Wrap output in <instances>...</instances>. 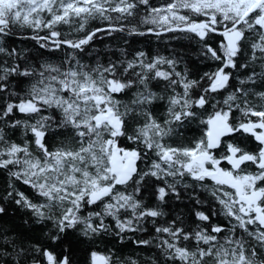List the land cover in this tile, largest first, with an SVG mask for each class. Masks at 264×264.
Returning a JSON list of instances; mask_svg holds the SVG:
<instances>
[{"label": "snow or ice", "instance_id": "1", "mask_svg": "<svg viewBox=\"0 0 264 264\" xmlns=\"http://www.w3.org/2000/svg\"><path fill=\"white\" fill-rule=\"evenodd\" d=\"M0 264H264V0H0Z\"/></svg>", "mask_w": 264, "mask_h": 264}, {"label": "trees", "instance_id": "2", "mask_svg": "<svg viewBox=\"0 0 264 264\" xmlns=\"http://www.w3.org/2000/svg\"><path fill=\"white\" fill-rule=\"evenodd\" d=\"M149 39H152V42L154 43V38H147V37H135L134 38V42L137 44V45H140V46H145L147 45ZM17 43L19 44L20 41H17Z\"/></svg>", "mask_w": 264, "mask_h": 264}]
</instances>
